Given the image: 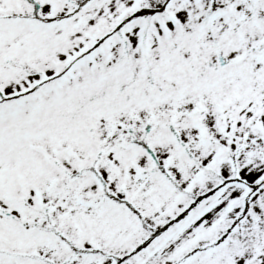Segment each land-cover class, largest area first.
<instances>
[{
    "label": "snow or ice",
    "instance_id": "6c2138e0",
    "mask_svg": "<svg viewBox=\"0 0 264 264\" xmlns=\"http://www.w3.org/2000/svg\"><path fill=\"white\" fill-rule=\"evenodd\" d=\"M0 264H264V0H0Z\"/></svg>",
    "mask_w": 264,
    "mask_h": 264
}]
</instances>
